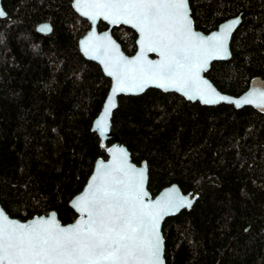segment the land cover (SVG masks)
<instances>
[{
    "label": "trees",
    "instance_id": "16d2710c",
    "mask_svg": "<svg viewBox=\"0 0 264 264\" xmlns=\"http://www.w3.org/2000/svg\"><path fill=\"white\" fill-rule=\"evenodd\" d=\"M71 1L1 0L0 205L21 220L54 210L71 222L68 201L111 142L91 130L110 79L79 51L89 23ZM188 2L203 32L241 16L230 58L206 72L213 84L236 95L264 79V0ZM43 21L45 35L36 31ZM112 35L125 53L135 50L131 28ZM111 130L134 163L146 162L152 195L172 183L198 195L162 224L165 264H264V113L149 88L118 97Z\"/></svg>",
    "mask_w": 264,
    "mask_h": 264
},
{
    "label": "snow or ice",
    "instance_id": "6c2138e0",
    "mask_svg": "<svg viewBox=\"0 0 264 264\" xmlns=\"http://www.w3.org/2000/svg\"><path fill=\"white\" fill-rule=\"evenodd\" d=\"M74 6L93 21L103 16L114 24H131L140 33V52L131 60L110 40L103 45L115 51L101 61L116 81L113 96L142 92L155 84L204 103H252L251 99L230 101L200 78L208 60L226 52L227 34L238 20L227 25L222 34L204 39L192 30L187 0H76ZM48 30L46 26L41 29ZM84 43L87 53L88 42ZM147 52H156L160 60H148ZM114 107L109 97L105 115L97 122L102 132L108 128L107 118ZM116 152L119 159L114 157L112 169L93 176L88 192L74 202L81 213L74 225L61 226L55 214L21 224L0 211V264H160L159 221L168 210L190 207L191 201L145 204L144 171L127 163L123 149Z\"/></svg>",
    "mask_w": 264,
    "mask_h": 264
},
{
    "label": "water",
    "instance_id": "95a60500",
    "mask_svg": "<svg viewBox=\"0 0 264 264\" xmlns=\"http://www.w3.org/2000/svg\"><path fill=\"white\" fill-rule=\"evenodd\" d=\"M75 2H76V0L71 1V6H72L73 10L79 16L86 19L89 23V28L78 39L79 51L85 59L93 61L97 65H99L103 74L110 79L109 88H108L107 94L103 100L102 106H101L97 116L93 119L92 124H91V130L96 132L97 135L100 137V141H101L102 145H104L107 140H111L110 144L107 146V149H106V157L105 158L99 157L95 160V162L93 164L92 171H91L90 175L88 176L83 188L78 193L74 194L69 199L68 205L76 213V217L71 222L62 223L59 220L57 213L54 210L49 211L47 214L34 215V216H32L28 219H25V220H21L19 218L10 216L2 208L1 205H0V211H2L9 218V220H13V221H16V222L21 223V224H29V223L33 222L34 220L41 219V218L49 219V218H51V216L53 214H55L56 220L61 226L70 227V226L74 225L81 218V213L76 209V207H74V202L79 197L84 196V194L86 192H88V185L90 183H92V177L93 176H97L99 173L107 172V171H110L112 169V166L115 162L114 157L116 158V160L119 159V153H117L116 150L117 149H123L127 153V157H128L127 163L129 165H131L132 168H134L137 171H139V170L144 171L145 175H144L143 187H144V191L147 193V195L143 197V201L145 204H155L157 201H160L161 205L163 206L168 200L175 201L177 204L179 203V201L181 199H184L186 201H191L190 207L187 205H183V206H179L178 208L170 209L162 216V218L159 221L158 232H159V235L162 239V251H161L160 264H165L164 238H163V234L161 231L162 224L166 218L174 216L184 209H187V210L190 209L192 207V205L194 204L195 200L197 199L198 195L196 193H191V192L183 193L176 183H172V184H169V185L161 188L155 195H152L150 193V191L147 188L148 171H147L146 162L141 161L139 164L134 163L131 160L130 152L127 149V147L121 142L120 137L117 135V133H115L111 130V118H112L114 110L117 107L118 97L121 95H140L149 88H155V89H158L162 92H175V93L181 95L184 99H186L188 101L198 102L201 105H205V106H214V105H217L220 103H224V104L232 105L236 109H240V108L249 106V107L253 108L254 110H256L260 113H264V107H261V105H264V97L261 96V94L264 93V79L259 77V76L252 77L249 80L247 87L242 92H240L239 94H236V95L222 92L213 84V82L206 76V72L210 69V66L213 62L227 60L230 58V56H231V51H230L231 38H232V35L235 32L236 28L238 27V25L241 22V16L236 15L233 17H229V18L221 21L214 29H212L208 32H203V31L195 28L194 23H193V19L191 17V13H190L189 2L187 0L188 9H189V18L191 19V22H192V30L194 33H196L200 37H203L204 39H208L209 37H212L214 35L222 34L227 25L232 24V22L234 20L239 21L237 24H235L231 28V30L227 34V39L225 41L226 52L225 53H219L216 55L215 58L209 59L206 67L200 71V78L204 81H207L208 85H210L211 88L214 89L217 94H219L221 96L228 97L230 101H244L245 99H251L252 103H241L239 105H237L234 102L230 103L228 101H219L217 103H204L198 97L194 98V99H189L186 95H184L180 91H176L175 89H172V88L165 90L164 88L158 87L155 84H149L147 87L144 88V91H142V92H138V93L137 92H127V93L117 92L113 96V88L115 87L116 81L112 76H109L107 74V72L105 71V65L101 61L104 59H107L110 56L115 55V51L111 46L104 48L103 45L108 43V40H110L111 43L115 45V48L118 49L120 54H122L127 59L131 60V59L135 58L140 52V43H139L140 33L131 24H125V23H115L114 24V23H111L110 20L104 19L103 16H99L95 19V21H93L88 16L82 15L80 13V11L77 10V8L74 6ZM0 10H3V12L5 13V11L2 7V4H1V0H0ZM5 15H6V13H5ZM5 15L0 16V18L5 17ZM99 22L105 23L107 25V27L104 29H98ZM120 25L131 28L136 34L135 50L130 54H127L123 51L121 44L112 35L113 27H117ZM45 26L50 30L41 31V29L44 28ZM36 31L40 34H43V35L48 34L51 31V24L47 21L40 22L36 25ZM105 38H108V39L106 40ZM84 42H88L89 51L87 53L85 52V43ZM95 57H99V58H95ZM146 57L150 61L160 60V56L156 52H147ZM109 97L113 98V101L115 103V107L111 109V111L108 115V118H107L108 128H107V130L102 132L101 130H99L97 128V122L105 115V109L108 106ZM101 165H103V168H101ZM85 217H86V214H85Z\"/></svg>",
    "mask_w": 264,
    "mask_h": 264
}]
</instances>
